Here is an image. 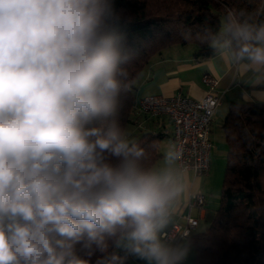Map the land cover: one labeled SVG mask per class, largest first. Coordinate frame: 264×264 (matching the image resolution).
Here are the masks:
<instances>
[{"label":"clouds","instance_id":"clouds-1","mask_svg":"<svg viewBox=\"0 0 264 264\" xmlns=\"http://www.w3.org/2000/svg\"><path fill=\"white\" fill-rule=\"evenodd\" d=\"M114 15L112 0H0V264H89L77 245L97 264L191 251L165 231L195 182L183 149L146 164L117 119L135 53ZM261 16L230 10L198 39L264 103Z\"/></svg>","mask_w":264,"mask_h":264},{"label":"trees","instance_id":"trees-1","mask_svg":"<svg viewBox=\"0 0 264 264\" xmlns=\"http://www.w3.org/2000/svg\"><path fill=\"white\" fill-rule=\"evenodd\" d=\"M112 4V25L126 34L135 53L125 66L128 89L119 97L117 119L124 128L139 111L134 101L136 82L154 55L169 46L190 44L195 59L208 58L214 50L198 37L217 31L230 10L264 8V0H112ZM221 128L227 150L219 203L206 230L188 236L191 264H264V103L231 102ZM162 139L163 134L152 132L134 139L145 150L146 164H156ZM107 242L109 253L119 255L112 239ZM77 254L89 264L105 255L96 250L89 257L79 245Z\"/></svg>","mask_w":264,"mask_h":264},{"label":"crops","instance_id":"crops-1","mask_svg":"<svg viewBox=\"0 0 264 264\" xmlns=\"http://www.w3.org/2000/svg\"><path fill=\"white\" fill-rule=\"evenodd\" d=\"M195 48L193 45H173L163 49L159 54L154 55L144 70L141 72L134 91L135 104L137 100L145 95L161 94L171 96L175 94H184L193 98H201L206 87L201 81L202 75L208 73L218 80L217 91L221 94L220 104L214 112L211 124L209 138L211 140L212 122L221 113L225 116L231 102L257 101L251 96L252 88L243 83L232 82V70L226 64L213 56L203 59L194 58ZM244 92L249 94V98L244 96ZM227 105L225 111L222 108ZM223 116V118H224ZM222 117V116H221ZM223 118L220 119L222 124ZM126 130L130 134L131 139H135L143 132L161 133L163 139L172 138V123L166 116H152L150 114L141 113L137 110L133 113V121L127 124ZM162 139V140H163ZM212 143V140H211ZM213 145L210 152V169L206 176L195 177V182L190 193L200 192L204 196V205L202 209L193 208L190 213L198 218V224L191 233H203L219 203V192L223 176V170H220L216 162L212 160ZM190 195V194H189ZM189 197V196H188ZM188 197L176 209V215L172 223L169 224L166 232L174 229L175 225L184 224V216L188 213ZM176 233V241L182 242ZM119 255L125 253L121 249H117ZM193 259V249L183 261V264H191ZM127 264H147L146 261L140 260L134 256L127 257Z\"/></svg>","mask_w":264,"mask_h":264},{"label":"built area","instance_id":"built-area-1","mask_svg":"<svg viewBox=\"0 0 264 264\" xmlns=\"http://www.w3.org/2000/svg\"><path fill=\"white\" fill-rule=\"evenodd\" d=\"M202 82L206 85V92L201 98H193L184 94L165 96L150 94L139 98L136 108L152 116H166L172 123L173 144L184 151L183 163L189 166L195 177H204L210 169V152L212 143L209 138L210 124L214 112L220 104V93L217 91L218 80L208 74L202 75ZM204 196L200 192L190 193L184 216V224L176 226L168 234H189L198 224V218L191 215L193 208L202 209Z\"/></svg>","mask_w":264,"mask_h":264},{"label":"rangeland","instance_id":"rangeland-1","mask_svg":"<svg viewBox=\"0 0 264 264\" xmlns=\"http://www.w3.org/2000/svg\"><path fill=\"white\" fill-rule=\"evenodd\" d=\"M204 86L206 87L205 84H204ZM217 87H218V85H217ZM224 105L225 106L222 108V112L225 111V108L227 106L225 103H224ZM223 116L224 115H222L221 110H220V113L218 114L217 118L212 122V129H211V133L210 134H211V140H212L213 151H214V153L212 155V160H213V162L214 161L216 162L215 166L218 165L219 169L224 171L225 156H226L227 146H226V143H225V140H224V136H223V132H222V128H221V123H220V119H222ZM170 145H171L170 137H165L161 141L160 152L162 154H161V156L159 157V159L157 160L156 163H158V162H160L162 160L163 153L167 150V148Z\"/></svg>","mask_w":264,"mask_h":264}]
</instances>
